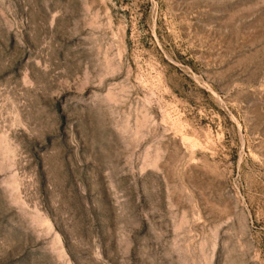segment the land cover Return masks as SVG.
I'll use <instances>...</instances> for the list:
<instances>
[{
    "label": "rangeland",
    "instance_id": "rangeland-1",
    "mask_svg": "<svg viewBox=\"0 0 264 264\" xmlns=\"http://www.w3.org/2000/svg\"><path fill=\"white\" fill-rule=\"evenodd\" d=\"M0 264H264V0H0Z\"/></svg>",
    "mask_w": 264,
    "mask_h": 264
}]
</instances>
